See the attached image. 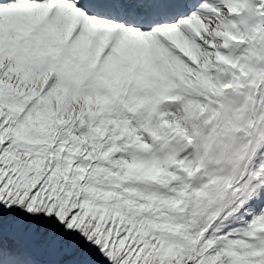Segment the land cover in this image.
I'll list each match as a JSON object with an SVG mask.
<instances>
[{
    "label": "snow or ice",
    "instance_id": "1",
    "mask_svg": "<svg viewBox=\"0 0 264 264\" xmlns=\"http://www.w3.org/2000/svg\"><path fill=\"white\" fill-rule=\"evenodd\" d=\"M0 264H264V0H0Z\"/></svg>",
    "mask_w": 264,
    "mask_h": 264
}]
</instances>
